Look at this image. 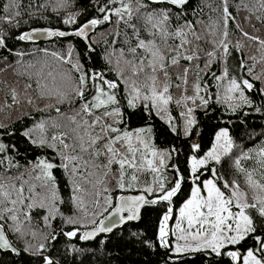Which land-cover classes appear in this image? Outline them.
<instances>
[{"label":"snow or ice","instance_id":"1","mask_svg":"<svg viewBox=\"0 0 264 264\" xmlns=\"http://www.w3.org/2000/svg\"><path fill=\"white\" fill-rule=\"evenodd\" d=\"M22 3L0 4V75L11 69L14 78H0V129H9L0 132V253L61 264L50 252L62 235L73 242L64 254L81 256L84 264L95 250L74 241L106 245L110 234L140 222L142 210L164 204L155 241L137 231L130 237L146 248L164 249L170 264H176L173 257L198 253L214 257L215 264H264V134L244 147L231 135L229 119L203 155L201 144L192 141L186 161L191 193L176 214L173 200L185 174L172 160L180 149L159 147L153 123L159 120L173 136L189 139L198 133L197 113L207 115L212 105L229 117H246V109L264 115V103H255L257 96L264 101V39L245 31L238 19L248 13L244 20L259 32L252 20L264 26V0H200L196 7L193 0H91L96 15L83 22L86 9L69 11L75 0H30L23 10ZM49 8L64 13L70 31L31 29L12 38L77 37L85 51L77 53L69 44L66 54L41 49L45 58L25 61V53L9 46V28L18 29L25 13L38 18ZM230 22L242 39H230ZM106 24L112 28L92 35ZM98 46L106 66L100 70L89 63ZM233 50L240 54L235 65ZM33 112L44 115L37 119ZM133 115L140 126H131ZM25 117L32 123L20 135L48 151L21 163L18 146L2 137L13 136L11 124ZM247 135L255 140L253 131ZM222 164L232 170L231 179L217 167ZM57 171L67 178L71 215L61 209L66 202ZM205 172L211 175L202 180ZM129 191L138 194L114 195ZM34 212L42 213L43 228L34 225Z\"/></svg>","mask_w":264,"mask_h":264},{"label":"trees","instance_id":"2","mask_svg":"<svg viewBox=\"0 0 264 264\" xmlns=\"http://www.w3.org/2000/svg\"><path fill=\"white\" fill-rule=\"evenodd\" d=\"M29 2L30 0H23L22 10L26 8ZM43 2L44 0H36V3L38 4ZM216 2L218 3V0H216ZM235 2L236 0H233V3ZM3 3L4 0H0V4ZM199 3L200 0H193L192 7H196ZM84 9H86V11H84L83 15L80 17L81 22L96 15L91 0H75L74 6L69 9V11H77ZM230 11L233 12V15H236V10L231 5ZM207 12L208 9H205V13ZM63 15V12H61L60 15H57L56 13L52 12L50 8L46 11L42 10L38 18H30L25 13L21 18L22 22L18 29L9 28V46L12 47L15 51L25 53L26 55H24L23 57L25 61H32L34 59L45 58L44 53L40 51L41 49H47L49 52H57L62 55L66 54L69 44L75 47L77 53L83 54L85 51V44L83 40L77 37H53L51 40L44 42H22L16 41L14 38H12L14 37V35L28 31L29 29L34 27H49L57 30L70 31L71 29L68 26L64 25L62 22ZM246 15H248V13L243 11L239 13L238 19L240 21L241 26L244 28L245 31L249 32L250 34L259 35L262 39H264V26L257 23L256 20L253 18L252 24H255L256 27L260 29L259 32H254L253 29L247 23V21L244 20V17ZM188 18L193 19L191 9H189ZM204 18L207 19V16L205 15ZM24 21L27 22L25 23ZM5 27L7 28L8 26L5 25ZM111 28L112 25H102L92 35L96 36L97 33L105 32L106 30H109ZM97 38L102 39V37ZM108 39L111 40V37H109ZM230 39L233 42L242 39L241 33L236 29L235 25L231 24V22ZM247 44L248 42L245 41V47H247ZM31 53H35V57H33ZM251 53L255 54V47L251 49ZM4 54L8 55V53L6 52ZM102 55L103 48L98 46L97 53L93 54V61H89L90 64H94L97 70L106 67L103 60L100 58ZM239 56L240 54L236 53L235 50H233V55L232 57H230V64L235 65L236 63H238ZM15 59L16 58L14 56L9 55L10 61L15 62ZM46 59H48L50 62L53 60V58L50 56ZM2 66L3 65H0V67ZM214 70H217V74H219L218 68ZM256 70H260L259 65H257ZM10 73L11 69L8 70V73L0 75V78L8 80L14 79L10 75ZM108 77L110 79H114L115 74L109 72ZM259 86V82H257V87ZM255 103L256 106H260L262 103H264V101H262L261 98L257 96L255 97ZM64 108H66V106H62V110H64ZM211 108L214 110H210L207 115L203 112L197 113V118L200 121L198 126V133L189 139L175 137L168 131L167 126L164 125L162 122H160L159 120L153 121L155 125V142L157 143V145L161 148H168L175 145L177 148L180 149L179 154L173 157L172 163H176L178 167L184 170L185 183L182 185L181 193L173 200L174 213H176L178 208L190 196L191 193L192 181L188 177L186 161L193 154L190 149V143L192 141H197L201 144L202 151L201 153H199V155H203V153L211 147L215 131L218 130L219 127L226 126L223 121L229 119H231L232 121L231 125L229 126L231 135L238 144H241L244 147H251L253 144L259 142V140L262 138L261 134H264V115L255 113L250 109H246V111H249L251 113L246 117L242 116V114L238 116L229 117L225 115L223 110L218 106L212 105ZM179 111L180 110L178 108H174L173 114L178 117ZM51 114L55 115V112L53 111ZM32 115L39 119L40 116L44 114L33 112ZM0 119H3L2 113H0ZM241 120H243L244 123H241ZM5 122L7 123L8 121ZM31 123L32 121L27 117H25L23 120H16L14 123L11 124L10 127V130L14 133V135L11 137L6 135L2 137L6 142L10 141L11 143H14L18 146L21 153L18 159L21 160V163H24L26 159H33L36 156L46 154V152L48 151L33 148L25 140V138L20 135L24 128L30 126ZM130 123L132 127H138L143 122L137 116L133 115L131 117ZM8 130L9 129H0V132ZM250 131H253L256 134L255 140L248 139L247 133ZM217 167L223 174H225L226 178L231 179L232 170L226 164H222ZM56 175L58 177V182L60 186V195L64 198L66 202L65 205L61 206V209L66 215H71V206L67 204L70 195L69 188L67 186V178L61 171H57ZM167 175L169 176V178H171L173 176V173L171 171H168ZM210 175L211 174L209 172H205V175L201 177V179L207 177L209 178ZM145 179H150V177L146 176ZM119 194L120 193H114V195ZM165 210L166 205L164 204H159L155 207H150L142 210L143 218L140 222L130 223L128 225H125L123 228L117 230L115 235L110 234L108 243L106 245L98 247L95 241L88 243L74 241L77 247H92L95 250L96 254L91 256L89 260L84 261V264H170L166 251L164 249H160L159 247L155 248V250L146 248L139 244V242L135 241L134 238L130 237L131 232L137 231L141 232L145 238H149L155 241L158 221ZM41 215L42 213L34 212L33 223L35 226L43 228V223L40 218ZM53 225L56 228L57 232H59V228L62 226V222L57 220L53 222ZM65 230H67V228H65ZM68 243L73 242L67 241L66 238L62 235L59 236L58 240L54 244L53 250L50 252V255H52L55 259L60 260L61 264H81V261L84 259L83 257L78 255L72 256L64 254L65 246ZM17 246L22 247V245L19 243H17ZM173 259L176 260V264H215L214 257H205L201 253L189 254L179 259L173 257ZM226 259L227 258H225V260ZM0 264H36V258L29 257L26 254L19 257H14L6 255L4 253H0Z\"/></svg>","mask_w":264,"mask_h":264},{"label":"water","instance_id":"3","mask_svg":"<svg viewBox=\"0 0 264 264\" xmlns=\"http://www.w3.org/2000/svg\"><path fill=\"white\" fill-rule=\"evenodd\" d=\"M45 28H48V29H53V28H49V27H34V28H31V29H45ZM31 29H29L28 31H30ZM53 30H57V29H53ZM53 37H38L35 39L34 42H44V41H49L51 40ZM120 194H125V195H137L138 193L137 192H127V193H120ZM119 194V195H120Z\"/></svg>","mask_w":264,"mask_h":264},{"label":"rangeland","instance_id":"4","mask_svg":"<svg viewBox=\"0 0 264 264\" xmlns=\"http://www.w3.org/2000/svg\"><path fill=\"white\" fill-rule=\"evenodd\" d=\"M207 178H208V177H207ZM203 179H206V178H203ZM203 179H202V180H203ZM188 198H189V197H188ZM188 198H187V199H188ZM185 201H186V200H185ZM185 201H184V202H185ZM184 202H183V203H184ZM181 206H182V205H181ZM181 206H180V207H181ZM180 207H179V208H180ZM179 208H178V210H179ZM178 210L176 211V214H178ZM174 223H175V218L173 219V221L170 222V225L174 226Z\"/></svg>","mask_w":264,"mask_h":264}]
</instances>
